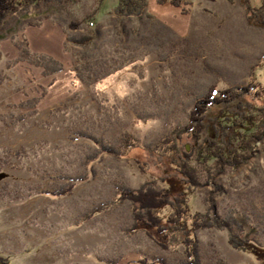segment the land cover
Instances as JSON below:
<instances>
[{
  "label": "rangeland",
  "instance_id": "374dc122",
  "mask_svg": "<svg viewBox=\"0 0 264 264\" xmlns=\"http://www.w3.org/2000/svg\"><path fill=\"white\" fill-rule=\"evenodd\" d=\"M172 2L146 0L144 14L120 18L118 0H40L0 23V264L187 261L182 247L164 252L143 232L125 233L127 200L83 220L120 189L160 175L127 152L126 135L152 148L187 124L211 88L255 82L264 89V30L247 24L241 0ZM261 3L250 0L253 8ZM54 26L90 40H66L61 60L33 53L26 31L38 44ZM25 44L63 70L46 76L20 61ZM213 181L222 189L216 213L232 225L196 232L201 264H264V139L246 164ZM72 184L67 196L46 195ZM211 190L194 192L191 212L205 211ZM231 233L247 240L245 250L229 245Z\"/></svg>",
  "mask_w": 264,
  "mask_h": 264
},
{
  "label": "trees",
  "instance_id": "16d2710c",
  "mask_svg": "<svg viewBox=\"0 0 264 264\" xmlns=\"http://www.w3.org/2000/svg\"><path fill=\"white\" fill-rule=\"evenodd\" d=\"M38 1L0 0V23L19 7ZM172 3L178 7L183 4L182 0ZM241 5L245 9L247 24L264 30V0L258 8L251 7L250 0H241ZM146 7V0H118L114 15L120 18L140 16ZM88 40V36L78 40L67 36V41L74 44ZM20 61L42 68L46 76L63 70L61 63L54 59L30 53L26 44L20 48ZM263 94L264 89L255 82L219 92L211 88L195 102L187 124L172 129L152 148L142 147L139 140L126 135L124 148L127 152L135 155L134 159L140 166H154L160 175L150 174L153 180L139 189H120L115 201L94 208L85 214L83 220L92 219L127 200L130 202L132 225L125 233L134 235L143 232L164 252L182 247L187 260L184 264H201L196 232L231 230L232 225L231 221H220L216 213L214 199L222 194V189L214 185L213 178L234 172L246 164L252 156L253 144L264 139ZM186 139L193 142L189 153L186 152ZM208 185H212L213 190L205 200V211L191 212V196L198 188ZM73 188L74 184L46 195L64 197ZM246 242V239L232 233L228 238L229 245L235 250H245ZM126 264L164 262L154 260L149 263L140 259Z\"/></svg>",
  "mask_w": 264,
  "mask_h": 264
},
{
  "label": "crops",
  "instance_id": "0c3cea01",
  "mask_svg": "<svg viewBox=\"0 0 264 264\" xmlns=\"http://www.w3.org/2000/svg\"><path fill=\"white\" fill-rule=\"evenodd\" d=\"M51 33L55 34V38H52L51 33L49 32H44L43 34V39L36 44L35 38L30 36V32L32 29L26 31V35L28 37L27 42H28V47L33 53L36 54H46L48 56H51L57 60H61L62 57H64V47L66 44L67 37L65 34L58 28V26L51 27ZM51 39L53 42H51ZM48 42L51 43L49 44V47L45 46L44 43Z\"/></svg>",
  "mask_w": 264,
  "mask_h": 264
},
{
  "label": "water",
  "instance_id": "95a60500",
  "mask_svg": "<svg viewBox=\"0 0 264 264\" xmlns=\"http://www.w3.org/2000/svg\"><path fill=\"white\" fill-rule=\"evenodd\" d=\"M186 149H187V151H188L190 148L186 147ZM1 177H4V175H0V178H1Z\"/></svg>",
  "mask_w": 264,
  "mask_h": 264
}]
</instances>
